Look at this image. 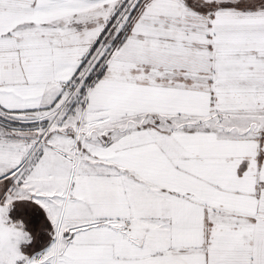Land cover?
Here are the masks:
<instances>
[{
	"label": "snow or ice",
	"instance_id": "obj_1",
	"mask_svg": "<svg viewBox=\"0 0 264 264\" xmlns=\"http://www.w3.org/2000/svg\"><path fill=\"white\" fill-rule=\"evenodd\" d=\"M0 264H264V0H0Z\"/></svg>",
	"mask_w": 264,
	"mask_h": 264
}]
</instances>
